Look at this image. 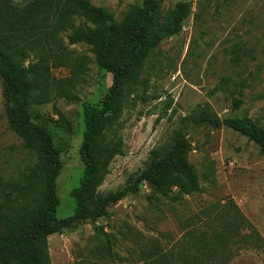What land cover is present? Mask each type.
Instances as JSON below:
<instances>
[{
	"label": "rangeland",
	"instance_id": "1",
	"mask_svg": "<svg viewBox=\"0 0 264 264\" xmlns=\"http://www.w3.org/2000/svg\"><path fill=\"white\" fill-rule=\"evenodd\" d=\"M29 1L13 0L15 6ZM89 1L122 21L130 7H141L145 0ZM179 4H188L190 15L179 35L158 45L145 61L139 79L126 89L116 126L122 153L114 156L107 168H100L97 175L99 197L121 191L133 193L110 207L109 217L96 224L84 222L50 237L52 264L90 260L97 228L113 235L115 264H133L134 242L157 239L170 249L195 225L201 212L228 200L264 238V156L260 148L229 128L214 129L198 119L203 113L220 119L249 117L264 129V99L260 98L264 94V0H158L156 20L164 22ZM4 5L5 0H0V8ZM125 41L122 37L115 51L118 62L125 58ZM235 44L252 48V56L240 64L233 63L229 52ZM75 49L92 57L86 47ZM68 75L67 70L54 71L57 78ZM224 78L231 80L228 85L223 84ZM242 81L250 88H237ZM112 84L111 75L92 66L88 85L81 88L78 101L32 106L34 121L50 131L60 151L63 169L57 181L59 219L74 213L71 193L84 176L80 150L85 111L102 107ZM4 91L0 78V176L11 180L20 177L35 159L9 128ZM179 139L191 145L188 159L198 173L201 190L177 204L153 201L149 186L138 185L136 189L137 181L147 166ZM40 192L38 185H23L21 190L1 197V233L9 234L12 220L24 224L29 221ZM25 206L29 207L27 213L22 212ZM231 264L263 262L257 252L241 248L234 253Z\"/></svg>",
	"mask_w": 264,
	"mask_h": 264
},
{
	"label": "trees",
	"instance_id": "2",
	"mask_svg": "<svg viewBox=\"0 0 264 264\" xmlns=\"http://www.w3.org/2000/svg\"><path fill=\"white\" fill-rule=\"evenodd\" d=\"M157 3L158 0H145L141 7H130L122 21L106 8L94 7L89 0H30L24 6L5 0L0 8V78L5 90L6 118L11 131L35 159L18 178L6 180L0 176V199L21 190L23 185L41 188L29 221L24 224L12 220L9 234L0 232V264H52L50 237L84 222L96 224L109 217L110 207L133 193L121 191L99 197L97 175L100 168H107L114 156L122 153L116 126L126 89L139 79L145 61L158 45L179 35L190 15V6L179 4L161 23L156 20ZM207 5L211 6L209 1ZM122 37L126 38L125 58L118 62L114 54ZM78 46L88 48L92 57L79 53L75 49ZM253 52L245 44H235L229 54L233 63L240 64ZM92 66L111 75L113 84L102 107L85 111L80 150L84 176L71 193L74 213L59 219L57 181L63 169L60 151L50 131L34 121L31 110L32 106L62 100L78 101L81 88L88 85ZM57 70H67L68 77H55ZM230 81L224 78L223 84ZM236 87L244 90L250 85L242 81ZM260 98L264 99V94ZM198 119L214 129L233 130L256 144L264 156V129L251 118L220 119L203 113ZM191 151V145L179 139L147 166L136 189L138 185H148L153 201L173 204L199 193L200 179L188 159ZM28 209L25 206L22 212ZM195 219V225L170 249L157 239L134 242L133 264H231L234 253L241 248L257 252L264 264V238L232 200L214 204ZM96 231L90 260L82 264H115L113 235L103 228Z\"/></svg>",
	"mask_w": 264,
	"mask_h": 264
}]
</instances>
